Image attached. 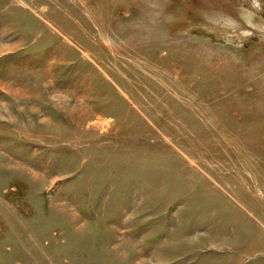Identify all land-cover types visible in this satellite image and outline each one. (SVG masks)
Listing matches in <instances>:
<instances>
[{
    "label": "rangeland",
    "instance_id": "1",
    "mask_svg": "<svg viewBox=\"0 0 264 264\" xmlns=\"http://www.w3.org/2000/svg\"><path fill=\"white\" fill-rule=\"evenodd\" d=\"M0 264H264V0H0Z\"/></svg>",
    "mask_w": 264,
    "mask_h": 264
},
{
    "label": "bare ground",
    "instance_id": "2",
    "mask_svg": "<svg viewBox=\"0 0 264 264\" xmlns=\"http://www.w3.org/2000/svg\"><path fill=\"white\" fill-rule=\"evenodd\" d=\"M51 123H52V122H51ZM49 124H50V123H49ZM46 129H47V128H46ZM222 132H223V131H222ZM221 134H222V133H221ZM230 134H231V133H230ZM236 135H237V134H236ZM220 136H221V135H220ZM225 136H226V135H225ZM233 136H234V135H233ZM222 137H224V135H223ZM226 137H227V136H226ZM226 137H225V138H226ZM228 137H229V135H228ZM228 137H227V138H228ZM231 137H232V134H231ZM234 137H235V136H234ZM234 137H233V138H234ZM227 138H226V139H227ZM222 139H223V138H222ZM231 139H232V138H231ZM232 140H234V139H232ZM235 140H236V139H235ZM238 140H239V139H238ZM236 141H237V140H236ZM227 142H228V141H227ZM234 144H235V143H233V145H234ZM240 145H241V144H240ZM236 146H237V145H236ZM238 146H239V145H238Z\"/></svg>",
    "mask_w": 264,
    "mask_h": 264
}]
</instances>
